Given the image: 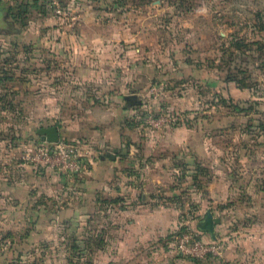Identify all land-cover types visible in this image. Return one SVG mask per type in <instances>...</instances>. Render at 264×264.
Listing matches in <instances>:
<instances>
[{
  "label": "rangeland",
  "instance_id": "rangeland-1",
  "mask_svg": "<svg viewBox=\"0 0 264 264\" xmlns=\"http://www.w3.org/2000/svg\"><path fill=\"white\" fill-rule=\"evenodd\" d=\"M56 3L64 15L51 0H0V264H108L128 217H110L93 169L115 130L126 148L191 137L193 193L151 264H264V0ZM169 113L181 120L148 122ZM50 125L80 146V170L31 158ZM207 208L221 255H168L186 212Z\"/></svg>",
  "mask_w": 264,
  "mask_h": 264
},
{
  "label": "crops",
  "instance_id": "crops-1",
  "mask_svg": "<svg viewBox=\"0 0 264 264\" xmlns=\"http://www.w3.org/2000/svg\"><path fill=\"white\" fill-rule=\"evenodd\" d=\"M78 26L82 27V24ZM77 40L83 41L82 38ZM93 41L98 44L101 39ZM121 134V130H115L114 134L109 133L95 143L102 151L93 170L102 167L101 170L106 173L104 181L97 170L95 188L107 191L108 200L114 207L110 217H128L126 228L117 235L122 241L117 250L109 254L108 264L157 263L156 258L165 254L155 246L176 229L179 218L183 217L182 212L188 208V197L193 193L188 173L195 152L180 148L183 145L189 147L191 137L148 134L138 139L142 147L138 149L126 148ZM178 195L182 199L186 196V201L176 203L174 198ZM195 202L204 204L205 200L197 199ZM206 210H203L204 214ZM195 216H198L196 221L203 217L199 212ZM200 234L202 238L211 239L209 234L205 236V231H200ZM144 242L155 248H138Z\"/></svg>",
  "mask_w": 264,
  "mask_h": 264
},
{
  "label": "built area",
  "instance_id": "built-area-1",
  "mask_svg": "<svg viewBox=\"0 0 264 264\" xmlns=\"http://www.w3.org/2000/svg\"><path fill=\"white\" fill-rule=\"evenodd\" d=\"M55 13L64 15V11L51 0ZM148 122L156 128L168 127L177 124L181 118L178 113L160 114L158 117L149 115ZM82 156L80 146L77 144H65L60 139L55 142H43L37 147L32 159L41 161L43 164L60 163L63 169L71 171L80 170L82 167ZM183 228L175 235L171 244V250L175 255L184 257H202L208 254L221 255L224 250V243L218 240H204L196 227V218L193 214L186 212Z\"/></svg>",
  "mask_w": 264,
  "mask_h": 264
},
{
  "label": "water",
  "instance_id": "water-1",
  "mask_svg": "<svg viewBox=\"0 0 264 264\" xmlns=\"http://www.w3.org/2000/svg\"><path fill=\"white\" fill-rule=\"evenodd\" d=\"M134 96L135 95L125 96V99L128 101L130 97ZM39 133L41 134L42 139L48 142H55L59 139L58 129L55 125L41 127L39 128ZM219 221L220 218L218 216H214L211 210L207 209L205 215L196 221V227L200 231L207 232L211 239L214 240V225L219 223Z\"/></svg>",
  "mask_w": 264,
  "mask_h": 264
},
{
  "label": "trees",
  "instance_id": "trees-1",
  "mask_svg": "<svg viewBox=\"0 0 264 264\" xmlns=\"http://www.w3.org/2000/svg\"><path fill=\"white\" fill-rule=\"evenodd\" d=\"M0 8L2 9V6H1V5H0ZM6 12H7V11H6ZM3 25L9 26L10 23L4 21V24H3ZM132 98H134V97H130L128 101H130ZM132 100H133V99H132Z\"/></svg>",
  "mask_w": 264,
  "mask_h": 264
},
{
  "label": "flooded vegetation",
  "instance_id": "flooded-vegetation-1",
  "mask_svg": "<svg viewBox=\"0 0 264 264\" xmlns=\"http://www.w3.org/2000/svg\"><path fill=\"white\" fill-rule=\"evenodd\" d=\"M132 99H133V98H132ZM132 99H131V100H132Z\"/></svg>",
  "mask_w": 264,
  "mask_h": 264
}]
</instances>
